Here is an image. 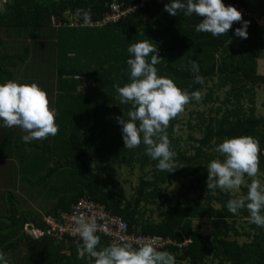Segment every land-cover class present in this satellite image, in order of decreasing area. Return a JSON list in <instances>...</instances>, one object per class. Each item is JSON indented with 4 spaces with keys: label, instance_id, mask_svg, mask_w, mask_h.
<instances>
[{
    "label": "trees",
    "instance_id": "trees-1",
    "mask_svg": "<svg viewBox=\"0 0 264 264\" xmlns=\"http://www.w3.org/2000/svg\"><path fill=\"white\" fill-rule=\"evenodd\" d=\"M140 1L124 0L123 4L133 7ZM169 2L149 0L115 24L85 28L69 27L67 23L71 18L78 23L83 21L77 9L90 10L91 20H99L109 10L108 0H2L0 32L13 34L16 39L25 36L37 42L40 49L46 48L47 60L43 67L51 69L46 70L52 73L48 75L51 82L45 88L39 86L52 97L50 105L56 110L59 126L58 135L25 143L21 139L26 134L22 129L4 127L0 121V252L11 259L10 264L18 263L21 248L25 250L23 264H93L87 256L77 258L81 240L45 235L42 215L37 212L40 206L45 207L44 216L58 218L69 213L80 199L103 207L111 217L123 221L129 232L168 238L176 244L186 240L182 247L159 249L174 254L176 264H264V227L252 223L253 234L239 243L236 239L228 240L217 230L205 236L200 225L193 224L200 218H211L214 222L227 211L231 198L219 188H206L207 165L222 156L215 148L224 138L241 135L256 138L261 149L259 168L264 173V119L254 115V91L264 89V76L258 75L255 69L264 51V0H223L243 6L249 14L243 16L244 21H250L247 39L235 36V29L242 22L234 23L228 33L219 37L197 32L195 25L200 18L195 14L185 16L183 11L170 16L164 11ZM51 18L63 24L52 26ZM144 39H149L158 49L159 75L167 76L189 92L205 91L202 100L194 106L202 110L187 114L183 139L178 133V116L167 128L171 148L176 153L177 169L172 173L159 170L158 161L145 154L143 144L136 149L125 148L122 126L115 119L117 116L128 119L130 110L129 104L120 103L114 88L115 84L123 86L129 82L127 49L131 43ZM9 46L15 48L0 38V84L8 80L19 82L23 77L15 75L36 72V64H28L27 46L22 45L23 52L22 46L16 51H11ZM34 50L36 58L42 61V54ZM189 60L198 62L204 84L194 83ZM82 79L91 86H84ZM194 100L188 105L192 106ZM15 131L16 137L12 134ZM43 154L52 165L28 186L36 188L41 184L42 189L47 188L43 194L36 190L35 195L45 201L31 206L16 198L15 190L9 192L15 187V180L11 176L12 166L6 162L10 157L18 162L29 160L27 174L31 177L33 162L39 163V155ZM135 167L146 179L140 178L132 196H126L114 171L116 168L130 171ZM180 174L182 190L175 183ZM191 179L196 183L192 184ZM21 183L22 180L18 185L20 192ZM31 190L26 191L30 199ZM190 193H197V197L190 198ZM199 197L201 203L195 201ZM172 199L175 204L168 205L163 215L153 219L155 211L150 207L166 206ZM213 202L219 209L211 205ZM237 213L250 216L246 208ZM98 236L99 247L110 243L105 236Z\"/></svg>",
    "mask_w": 264,
    "mask_h": 264
},
{
    "label": "clouds",
    "instance_id": "clouds-1",
    "mask_svg": "<svg viewBox=\"0 0 264 264\" xmlns=\"http://www.w3.org/2000/svg\"><path fill=\"white\" fill-rule=\"evenodd\" d=\"M164 11L173 17L178 11H183L189 17L195 14L200 18L195 31L210 33L213 37L228 33L234 23L242 22V26L235 29V36L248 38L250 21H244L242 12L232 5H225L223 0H170L165 4ZM77 14L85 24L91 22L90 10L77 9ZM127 52L130 54L126 61L129 82L123 86L114 85L120 103L130 105L128 119L115 117L122 126L124 147L136 149L143 144L145 154L158 161L156 167L172 173L177 169L176 153L171 148L167 128L187 104L193 99H200V91L181 89L172 79L158 74L156 66L161 62V57L149 39L131 43ZM188 63L194 73V83L204 84L198 62L189 60ZM0 121H3L4 127L22 129L26 133L21 137L25 143L44 140L59 133L56 110L50 106L46 90L35 82L8 80L0 84ZM215 151L222 154L223 159H212L208 163L206 188L238 190L245 183V177L250 178L247 195L229 199L226 207L232 214L246 208L250 222L264 227V183L258 175L261 153L259 141L249 135L226 137ZM97 231L98 225L94 219L82 212L74 216L72 232L82 241L77 246L78 259L87 256L93 264H176L174 254L159 250L150 239L133 246V243L121 237L107 246L99 247ZM0 262L8 264L3 252H0Z\"/></svg>",
    "mask_w": 264,
    "mask_h": 264
},
{
    "label": "rangeland",
    "instance_id": "rangeland-1",
    "mask_svg": "<svg viewBox=\"0 0 264 264\" xmlns=\"http://www.w3.org/2000/svg\"><path fill=\"white\" fill-rule=\"evenodd\" d=\"M1 2L2 0H0V5H1ZM0 38L2 39L3 42L5 43H12V45L15 46V48H13L12 46H9L10 50L11 51H16V48L18 46H27L29 48V60H28V64L30 63L31 65V62H32V65L33 64H36V69L35 71L36 72H32L33 75H15L16 77H23V79L19 80V83H37L38 85H42V88H45V86L47 85H50V79H48V75H50L49 72H46L47 71H51V69H49L47 66L44 68L43 65L46 64V60H47V54H46V48L45 47H42V49H40L39 46H37V44H32V43H29V38L25 37L24 38H19L16 39L17 37L10 35L9 33L5 34L4 32H0ZM18 40V41H17ZM15 41L17 42H20V44L18 43H15ZM28 42V43H27ZM22 46V49H21V52H23V47ZM33 46V47H32ZM34 48L36 49V51L38 50V54L41 55L42 54V61H40L38 58H36V55H35V50ZM20 50V49H19ZM34 55V56H33ZM34 57V58H33ZM38 59V60H36ZM40 61V62H39ZM42 64V65H41ZM27 65V64H25ZM28 66V65H27ZM31 67V66H29ZM24 69H26L27 67L24 66L23 67ZM31 69V68H30ZM256 73L260 76H264V51L261 52V55L260 57L258 58V60L256 61ZM16 74V72H14ZM83 84L84 86L86 87H90L91 84L90 82H86L85 80H83ZM18 82V81H17ZM211 86V85H209ZM205 91H202L200 94H201V97L199 100H194L192 103V106H189L188 104L186 105L185 107V111L180 113L178 115V119L180 121V125L178 126V133H180V136H181V139H183L185 137V134H186V122H187V114L188 112L192 111V112H199L202 110L201 107H194V106H197L199 104V101L202 100V97L204 95ZM254 115L256 118H261V119H264V89L262 87L260 88H257L255 91H254ZM182 132V133H181ZM13 136L16 137V135L18 134L16 131L12 133ZM196 136H198V132L196 133ZM27 145H25L26 147ZM183 148H185V145H183ZM27 151H29L28 149V146L26 147ZM39 163H36V162H33V167H34V170H33V175L30 177V175L27 174V170L28 168L30 167L29 165V160L26 162V161H23V162H18L17 159H14L10 157V159H7L9 160V162H6L7 164L11 165L12 166V171H11V176H13L14 180H15V183H14V186L15 187H12L9 192L15 190L16 191V198L20 197L23 201L29 203L30 205L31 204H34V203H37V202H44L45 200H43L42 198H40L38 196H35L36 195V190L38 192V194H43L44 191L47 190L46 189H42V186L41 184H39V186H37L36 188H30L28 185L30 183H35V181L38 179L37 177L38 176H42V174L44 173V171L50 166L52 165V163H49L48 162V158L46 157V155H39ZM182 170H183V167H182ZM183 172V171H182ZM196 176H198L200 178V174H196ZM114 177L116 179V181L118 182L119 186L122 188V190H124V194L126 196H132V193L134 191V188L137 187L138 183H139V179L140 178H144L146 179V176L144 177V175L142 174V172H140L138 170V168H134L133 170H128L126 168H123L121 170L119 169H115L114 171ZM22 180V189H21V192L19 191V186L20 185V181ZM192 180V179H191ZM192 184H195L196 182L194 180L191 181ZM175 183L179 184V188L182 190L183 187H181L183 185V179L181 178V174H180V177L178 176L176 178V181ZM48 183L44 186H47ZM181 185V186H180ZM246 186V181L245 183L243 184ZM175 185L172 186V188H174ZM31 190L29 194L32 195V198L30 199L29 197H26L27 194H26V191L27 190ZM180 190V191H181ZM23 191L25 192V194L23 193ZM179 191V192H180ZM237 191L238 194H241V191L239 190H235ZM160 200V199H159ZM175 204V200L172 199L170 201H167L166 203V206L165 205H162L160 207H155L154 205L152 207H150V209H152V211H155V214L152 216L153 219H158V217L160 215H163L164 214V211L166 210V207L169 205H174ZM32 206V205H31ZM31 208V207H29ZM41 210H37L38 213H40L42 215V219L47 217V216H44L43 215V210H45V207H41L39 208ZM149 207L146 209L147 211V214H149ZM44 216V217H43ZM194 224V223H193ZM24 249L21 248V250H18V263L16 264H23L22 262V258L24 257ZM8 264H10L12 261L11 259H6ZM13 260V258H12Z\"/></svg>",
    "mask_w": 264,
    "mask_h": 264
},
{
    "label": "built area",
    "instance_id": "built-area-1",
    "mask_svg": "<svg viewBox=\"0 0 264 264\" xmlns=\"http://www.w3.org/2000/svg\"><path fill=\"white\" fill-rule=\"evenodd\" d=\"M109 1V10L106 12L99 20H91L90 23L85 24L83 21L78 23L74 18H71L67 25L69 27L82 26L85 28H102L104 26H109L119 22L120 20L127 17L132 12L139 10L144 7V5L149 0H141L140 3L134 5L133 7H124V0H108ZM225 5H232L236 7L239 11L242 12L243 16H248L243 6L237 3L224 2ZM52 26L59 27L63 23L60 21H55L53 18L50 19ZM84 213L87 217H90L95 220L98 225V231L96 235L105 236L110 242L113 240H118L121 237L127 239L128 242L133 243V246H136L137 242H142L145 239H150L154 245L160 248L167 246L182 247L185 245L186 240L180 244H176L175 241H172L168 238H161L158 236L150 235H140L133 232H129L127 225L114 217H111L108 212H105L103 207L95 205L92 202L86 199H80L76 204L71 208V211L66 214H61L58 218L47 216L42 219L45 224L46 231L45 235L51 236L54 238H63L69 237L76 240H80L78 235H74L72 229L74 227V216L78 213ZM31 234V233H30ZM82 242V241H81Z\"/></svg>",
    "mask_w": 264,
    "mask_h": 264
},
{
    "label": "crops",
    "instance_id": "crops-1",
    "mask_svg": "<svg viewBox=\"0 0 264 264\" xmlns=\"http://www.w3.org/2000/svg\"><path fill=\"white\" fill-rule=\"evenodd\" d=\"M28 41L29 43L32 44L37 43V42L34 43L30 40ZM41 42L42 40L40 41V43ZM50 75H52V73ZM48 98L49 101H52L51 96H48ZM219 157L222 156L220 155ZM258 175L259 178L261 179V182L264 183V173L259 172ZM245 181H246V186L242 184L241 187L238 189L239 191H241V194H238L237 191L235 190H228V189L223 190V193L225 194V196H229L231 199L245 197L247 195V184L250 183V178L245 177ZM201 184L202 185L204 184L202 173H201ZM191 197L192 198L197 197V193L195 194L190 193V198ZM225 200H227L226 197ZM195 201L201 203V198L200 197L196 198ZM211 205L215 209H219V205L216 204V202H213V204ZM193 223L200 225L202 233L205 236H208L211 234V232L217 230L218 233H223V235L226 236L228 240L236 239L239 243L248 240L254 232L253 230L254 225L250 222L249 216L246 217L241 215L240 213L232 214L228 210L224 211L223 216L217 217L216 221L214 222L212 221L211 218H200L198 220H195V222Z\"/></svg>",
    "mask_w": 264,
    "mask_h": 264
}]
</instances>
